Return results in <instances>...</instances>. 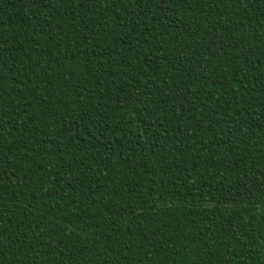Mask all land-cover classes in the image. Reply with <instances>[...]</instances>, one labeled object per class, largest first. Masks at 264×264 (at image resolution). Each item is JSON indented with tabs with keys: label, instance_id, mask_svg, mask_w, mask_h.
<instances>
[{
	"label": "trees",
	"instance_id": "1",
	"mask_svg": "<svg viewBox=\"0 0 264 264\" xmlns=\"http://www.w3.org/2000/svg\"><path fill=\"white\" fill-rule=\"evenodd\" d=\"M0 264H264V0H0Z\"/></svg>",
	"mask_w": 264,
	"mask_h": 264
}]
</instances>
